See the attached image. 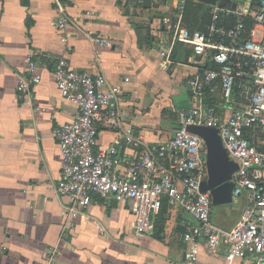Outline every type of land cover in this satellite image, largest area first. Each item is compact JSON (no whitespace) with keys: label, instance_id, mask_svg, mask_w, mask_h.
Returning a JSON list of instances; mask_svg holds the SVG:
<instances>
[{"label":"crops","instance_id":"obj_1","mask_svg":"<svg viewBox=\"0 0 264 264\" xmlns=\"http://www.w3.org/2000/svg\"><path fill=\"white\" fill-rule=\"evenodd\" d=\"M139 2L69 0L73 23L60 33L52 24L53 0H0V264H41L53 250L56 264H254L253 253L227 260L222 247L209 252L203 242L196 258L187 260L182 233L195 221L178 205L164 203L144 237L134 235L128 204L112 197L92 195L72 220L63 213L69 199L56 191L60 152L53 130L73 119L77 107L60 95L47 70L29 97L22 95L17 79L26 74L28 55L39 63L63 55L76 70L103 73L121 90L120 127L130 124L148 143L173 134L176 111L218 101L211 92H189L186 81L197 71L190 53L180 49L168 69L162 68L160 45L169 36L162 17L169 11ZM181 89L186 97L177 103ZM119 131L100 125L97 146L110 144ZM133 154L129 145L121 153ZM223 188L216 186L215 200L208 190L210 219L232 228L247 201L244 194L233 196V187L224 196Z\"/></svg>","mask_w":264,"mask_h":264},{"label":"built area","instance_id":"obj_2","mask_svg":"<svg viewBox=\"0 0 264 264\" xmlns=\"http://www.w3.org/2000/svg\"><path fill=\"white\" fill-rule=\"evenodd\" d=\"M68 4L69 0H53L52 24L60 33L73 23ZM150 4L169 11L162 17L169 34L160 45L162 68L174 62L172 49L181 43L197 68L186 81L189 92H211L218 101L176 111L173 134L163 142L148 143L130 124L120 127L121 90L109 85L103 73L76 70L63 55L45 63L28 55L26 74L17 79L22 95L29 97L41 70H47L60 95L77 107L73 119L53 130L60 152L56 191L69 199L63 213L72 220L88 207L92 195L112 197L128 204L134 235L144 237L152 233V216L165 198L169 206H180L195 221L182 233L187 260L196 258L203 242L209 252L222 247L227 260L253 253L254 264H264V0L257 5L237 1L235 7L206 3L209 18L203 29L193 30L184 23L186 0H150ZM92 40L110 45L104 39ZM100 125L120 128L105 146H97ZM188 126L216 129L236 163L232 194H244L247 202L232 228L210 219L211 198L202 190L207 178L205 144ZM127 145L135 154L123 157ZM97 228L104 230L101 225ZM41 264H56L54 250L44 254Z\"/></svg>","mask_w":264,"mask_h":264},{"label":"water","instance_id":"obj_3","mask_svg":"<svg viewBox=\"0 0 264 264\" xmlns=\"http://www.w3.org/2000/svg\"><path fill=\"white\" fill-rule=\"evenodd\" d=\"M202 3L214 4L218 3L220 6L235 7L237 1L243 0H197ZM143 7H150V0H140ZM137 5V2L135 3ZM188 129L194 133L199 134L205 143V159L207 165V178L202 182V190L210 191L213 199H216V186H223L224 190L230 193L233 183L231 182V175L236 167V163L231 160L222 143L216 129L205 126H188Z\"/></svg>","mask_w":264,"mask_h":264},{"label":"trees","instance_id":"obj_4","mask_svg":"<svg viewBox=\"0 0 264 264\" xmlns=\"http://www.w3.org/2000/svg\"><path fill=\"white\" fill-rule=\"evenodd\" d=\"M251 1L253 5H257L259 2V0H251ZM22 2L26 4L27 0H22ZM207 7H208L207 4L202 3L200 1L186 0L185 10H184V23L189 29L191 30L196 28L203 29L204 24L207 22L209 18ZM27 25L29 26V22H27ZM180 49H183L187 54H189L190 52L189 49L185 48L181 43H175L171 52V56L173 59L178 58L177 55ZM223 193L224 196L228 197L227 196L229 195L228 191L224 190ZM164 203H167L165 198L162 200L160 209Z\"/></svg>","mask_w":264,"mask_h":264},{"label":"rangeland","instance_id":"obj_5","mask_svg":"<svg viewBox=\"0 0 264 264\" xmlns=\"http://www.w3.org/2000/svg\"><path fill=\"white\" fill-rule=\"evenodd\" d=\"M135 13L136 15H139L138 12H135ZM185 97H186V92L183 89H181L179 95L175 97V102L180 103L182 100L185 99Z\"/></svg>","mask_w":264,"mask_h":264}]
</instances>
